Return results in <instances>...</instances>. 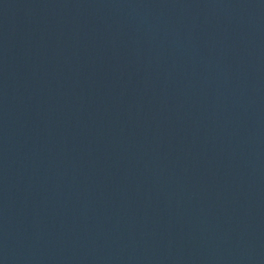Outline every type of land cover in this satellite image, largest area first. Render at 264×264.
<instances>
[{
	"label": "water",
	"instance_id": "1",
	"mask_svg": "<svg viewBox=\"0 0 264 264\" xmlns=\"http://www.w3.org/2000/svg\"><path fill=\"white\" fill-rule=\"evenodd\" d=\"M0 264H264V0H0Z\"/></svg>",
	"mask_w": 264,
	"mask_h": 264
}]
</instances>
